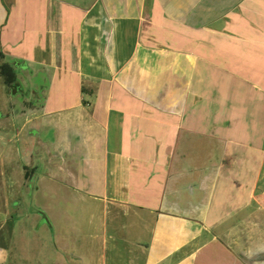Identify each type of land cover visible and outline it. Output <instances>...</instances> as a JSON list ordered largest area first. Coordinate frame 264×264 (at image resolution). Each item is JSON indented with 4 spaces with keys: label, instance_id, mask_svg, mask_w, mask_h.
<instances>
[{
    "label": "crops",
    "instance_id": "obj_1",
    "mask_svg": "<svg viewBox=\"0 0 264 264\" xmlns=\"http://www.w3.org/2000/svg\"><path fill=\"white\" fill-rule=\"evenodd\" d=\"M17 2L0 14V58H16L14 88L21 71L46 72L7 138L31 139L36 236L64 238L55 228L79 211L111 236L107 214L115 223L154 199L143 264H264V0ZM58 193L81 203L54 215Z\"/></svg>",
    "mask_w": 264,
    "mask_h": 264
},
{
    "label": "rangeland",
    "instance_id": "obj_2",
    "mask_svg": "<svg viewBox=\"0 0 264 264\" xmlns=\"http://www.w3.org/2000/svg\"><path fill=\"white\" fill-rule=\"evenodd\" d=\"M76 1L74 0V2ZM18 8L17 0H0V11H3L0 14L13 15L18 12ZM13 10L14 12H12ZM29 11L28 4L22 6L23 13L18 40L22 41L25 46L31 44V39L35 34L26 15ZM43 11L45 12L44 8ZM11 21H15V19ZM11 21L6 19L5 22L6 24L10 22L9 26H11ZM15 59L14 54L8 53L4 60L0 58V63L9 61L14 67H17L13 63ZM35 69L38 67L31 66L26 70L22 68L23 71L19 73L18 78V86L20 85L21 88H14L12 85L6 84L0 74V247L8 252L2 264H51L55 259L62 261L60 259L63 257L68 264H102L100 254L103 251L104 237L106 241L105 264H143L146 244L152 232L155 216L154 211L147 209L146 205H150V203L154 205V199L151 201L148 199L147 202L140 201L144 208H130L123 211L115 223L112 222L110 214H107L106 229L111 231V236L106 234L102 238V231L84 227L81 211L78 212L79 215L76 219L78 222L74 223V227H71L70 224L65 226V222L60 224V219L53 217L55 224H60L55 229L63 231L61 234H64V238L52 236L53 238L50 239L49 232L46 233L47 235L42 233L38 236L34 233L33 224L41 214L34 208L33 197L28 188L31 186H26L27 180L23 178L26 174L32 175V170H34V167L31 168V162L24 155L27 142H31V139L27 141L29 138L24 131L19 136L15 135L9 142L7 138L16 134L13 128L20 127L27 117L31 116L29 110L34 107L35 102L29 96L32 93L31 89L33 90L36 86L40 92L44 88H41L40 84L45 81V69L33 72ZM53 198L55 199L54 209L52 208L54 215L60 212L62 205L71 203L76 207L81 203L75 199L68 200L66 203L59 193L55 194ZM57 205L59 208L56 211ZM94 234H97L98 237L91 236ZM70 247H73L74 252ZM65 249L70 255L72 252L78 255L80 251L87 249L88 259L85 262L72 260L68 254H63ZM262 254L264 255V252Z\"/></svg>",
    "mask_w": 264,
    "mask_h": 264
},
{
    "label": "trees",
    "instance_id": "obj_3",
    "mask_svg": "<svg viewBox=\"0 0 264 264\" xmlns=\"http://www.w3.org/2000/svg\"><path fill=\"white\" fill-rule=\"evenodd\" d=\"M0 74L3 80L8 85H13L16 81V72L14 67L7 61H1L0 63Z\"/></svg>",
    "mask_w": 264,
    "mask_h": 264
}]
</instances>
